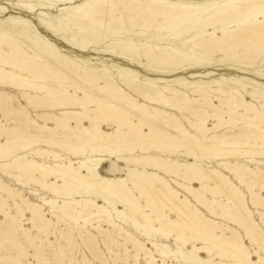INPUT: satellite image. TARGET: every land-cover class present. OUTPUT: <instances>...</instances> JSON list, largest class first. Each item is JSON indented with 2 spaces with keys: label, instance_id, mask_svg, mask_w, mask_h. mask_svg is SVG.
<instances>
[{
  "label": "bare ground",
  "instance_id": "6f19581e",
  "mask_svg": "<svg viewBox=\"0 0 264 264\" xmlns=\"http://www.w3.org/2000/svg\"><path fill=\"white\" fill-rule=\"evenodd\" d=\"M5 1L8 6H19L36 15L51 34L73 27L86 40L102 31L105 36L99 38L101 41L93 38L94 43L111 38L117 42L99 54L123 60L129 67L133 64L145 72L161 68L170 74L193 68L203 71H190L191 82L167 81L152 79L148 73L129 69L128 65L114 64L120 86L108 66L96 68L86 64L90 60L83 62L68 56L40 34L30 20L9 15L10 7L0 5V112L28 129L33 126L35 131L28 136L29 130L21 127L0 128V172L19 182L25 178L45 192L70 200L61 204L46 199L42 205L35 204L0 177V191L4 193L0 196V214L6 219L0 220V264H33L30 259L50 264L42 257L34 238L27 237L29 232L19 220L26 212L31 213L33 228L50 238L57 230L54 227L55 232L52 231L54 224L44 207L62 212L63 217L76 224L86 225L96 218L97 223L113 228L132 245L136 250L135 264H139L140 257L145 264L158 262L153 251L118 226L97 199L138 231L160 235L165 240L174 238L194 261L225 264L226 259L232 264H264V229L234 183L247 187L254 208L264 207L263 197L255 191L259 187L264 192L263 173L238 162L251 158L257 166L264 164V82L254 79H264V0ZM45 1H66L71 6L60 9L66 16L53 23L48 13H37L38 7L47 8ZM139 11L142 16L131 15ZM103 15H112L111 20L101 19ZM139 18L143 19L141 28L137 27ZM62 39L79 50L86 48L76 43V37ZM153 41L159 44L155 49ZM216 55L223 57L217 59ZM215 66L242 76L219 78ZM174 83L194 89L193 97L173 88L170 84ZM225 84H238L240 90ZM6 88L22 91L26 105ZM210 93L218 105L209 98ZM29 108L37 113V120L31 119ZM55 108H61L60 117L38 113L39 109ZM110 123L115 129L104 130V125ZM58 131L62 132L61 137L57 136ZM34 147L33 158L21 155V150ZM54 149L67 150L85 160L59 163L61 156ZM136 150L145 154L137 155ZM176 155L191 161L173 160ZM35 158L53 159V164ZM209 159L217 162L216 167L206 164ZM108 161L112 170L124 164L126 176H104L100 169ZM159 173L175 178L174 183L185 194ZM220 198L224 200L219 201ZM8 200L14 201L13 206ZM166 207L178 219H171L164 212ZM258 214L264 223V212ZM218 217L244 231L257 260L240 232L213 220ZM96 228L99 230L100 225ZM225 231H230L231 236ZM59 232L68 240L63 230ZM102 233L109 235V230L103 229ZM21 234L26 236L28 247L20 240ZM158 242L150 244L161 256L162 264H169V258L172 264L177 262L176 252ZM29 248L34 249V254L29 253ZM60 250L65 255V248ZM203 254L212 255V259L202 258ZM218 258L221 263H214Z\"/></svg>",
  "mask_w": 264,
  "mask_h": 264
},
{
  "label": "rangeland",
  "instance_id": "374dc122",
  "mask_svg": "<svg viewBox=\"0 0 264 264\" xmlns=\"http://www.w3.org/2000/svg\"><path fill=\"white\" fill-rule=\"evenodd\" d=\"M14 2H16V1H14ZM33 2L36 4H39V2H37V1H33ZM65 2H61V3L56 2V4H55V1H53V2L52 1H49V2L45 1L48 9L38 7V9L39 8L40 9L37 13H39L41 11L48 13L50 15V18H51V19H49L50 22L54 23L57 20L61 21L62 18L64 16H66V14H65L66 12L60 11V9L71 6L69 4V2H66V3ZM45 3H43V4H45ZM77 3H79V2H77ZM0 5L10 7L9 15L20 16L26 20H30L35 25V29L38 30L40 34L47 37L49 39V41H51L52 44L56 45L63 53H66L68 56L73 57V58H77V60H81L83 62L84 61L87 62L88 60H90L86 64L91 65V66L96 67V68H99L101 66H104V67L108 66L107 68L109 69L110 75L112 76V78L114 79L115 82H118V80H119V74H118L119 71L115 70L113 68V65L118 64L121 66H127L129 64L123 60H116L115 58H112L109 55H103L102 56V54H99L98 51H100L102 49H106L108 46H110V45L112 46V43L117 42L116 39L111 38V39L103 40V42H100L101 44L96 43V42L94 43L93 38L96 40L97 39L99 40V38L105 36V34L102 31H100V32L97 31L92 36H89V38L86 40L83 39L81 36H79L76 33V31L73 29V27H69V30H66V31H63L60 29L61 31L59 34H51L49 31H47L45 26L38 21L36 15L29 14V13H26L25 11H22L21 7H19V6H8L7 1H5V0H0ZM141 14L143 15V13L141 11H139L136 13H132L131 15L132 16H137V15L142 16ZM112 15L117 16V17L121 16L119 14H112ZM112 15L111 16L110 15H103L101 17V19L111 20ZM3 19L5 20V18H3ZM137 21H138L137 27L141 28L142 23H143V19L139 18ZM159 21L162 22V19L160 18ZM112 26L114 27V25H112ZM154 27L156 28L155 24H154L153 28ZM62 36H66L69 39L71 38V36L76 37V40H75V41H77L76 43L81 44L83 46H86L87 49L85 48V50H79V49H77V47L75 48V47L71 46L70 41L63 40ZM99 41H101V40H99ZM155 41H153L151 43L153 48H154V46L159 45V44H156ZM141 42H143V41H141ZM77 46H79V45H77ZM215 57H217V59H219L223 56L222 55H216ZM110 64H111V66H110ZM130 64H132V63H130ZM255 65L257 67H259L261 64L259 62H257ZM130 66L131 67H129V65H128L127 67L129 69L137 68L133 64ZM165 69H166V67H165ZM197 69H198V71H196ZM213 69L217 70L216 73L219 74V76H217V77H219V78L222 77V79L230 77V76L236 77L237 75H239L238 73H235L233 71H226L224 68H221V67L218 68L215 66ZM221 69H223V70H221ZM136 70H139L140 72H143V73L145 72L143 70L141 71L140 68H137ZM163 70L161 68L158 71H157V69H154V70H151L148 72L146 71L144 74L148 73L147 76L152 78V79L162 78V79H165L167 81L183 80V81L191 82V81H193V79L190 78V76H191L190 71H193L196 73L197 72L200 73L203 71L200 68H193V69L185 71V72L179 71L177 73H171L170 74V73H164ZM168 70L166 69L165 72H167ZM239 76H242V75H239ZM250 78H254V77L251 76ZM254 79L261 80L262 82H264V79H262L261 77H257ZM118 84L120 86H122L119 82H118ZM246 84H248V83H246ZM158 85L164 86L166 84L159 83ZM170 85H172L173 88L181 90V91L189 94V96L193 97L192 91L194 89H192V88L189 89L187 87L186 88L181 87L179 83H174V84H170ZM225 85H228L227 87L230 86L236 90H240V86L238 84H235V85L234 84H225ZM6 90H7V88H6ZM7 91L17 95L18 97H20L22 99L24 105H26V102L23 100V97H22L23 96L22 91L10 89V88H8ZM210 95L211 96H209V98L216 101L215 95L212 93H210ZM140 100L143 102L142 99H140ZM247 100L251 101L249 98H247ZM216 104L218 105L219 103L216 101ZM29 110L31 112V115H30L31 119L37 120V118H36L37 113L34 112L31 108H29ZM60 111H61V108H55L54 110H52V109H39L38 113H51V114H55V115L60 117V115H59ZM175 113H177V112H175ZM177 114L179 115V113H177ZM187 116H189V115H187ZM14 122L17 123L16 121L11 120V118L8 117L7 114H3L0 112V126H1L0 128L18 129L19 127H21L22 130H24V131L29 130V132L27 133L28 136H32L35 134V131L32 129L33 128L32 125H30L32 127L28 129L27 126H24V125L22 126L19 123L15 124ZM39 123L44 124L40 120H39ZM211 124H212V122H209V125H211ZM49 125L52 127L54 126L53 124H49ZM113 125L114 124H112V123L107 124V125L105 124L104 130H106V131L114 130L115 125H114V127H113ZM237 128L235 127V130H236V132H239V130H237ZM127 132H130V131H128V128H127ZM56 134L59 137L62 136L61 131L56 132ZM22 135L23 134H18L16 136H22ZM40 148L48 149L47 146H40ZM34 149H36V147L31 148V149L21 150L20 153H21V155L25 156L26 158L31 159V158H33L32 152ZM50 150H53V149H50ZM54 150L60 154L61 158L59 159L60 161H58V162L62 163V164L63 163L66 164L70 161L73 163H78V162H81V160L82 161L85 160L82 156L74 155L73 153L68 152L67 150H63V149H54ZM135 153L137 155H142V154L144 155L145 154V153H142L138 150H136ZM151 153L157 154L156 152H151ZM94 158H97V157H94ZM105 158L109 159L110 157L106 156ZM35 159L39 162H46V164H53V159H49V158H44V159L35 158ZM113 159L115 160L116 157H113ZM173 160H177L179 162H190L191 161L189 158H186V157L180 156V155H176L175 157H173ZM252 160L253 159H251V158H246V159L238 160V162L244 163V164L248 165L249 167H251L252 169L258 168L263 173L262 175L264 177V164L257 166L254 163H252ZM206 164L210 165L212 167H216L217 162L212 160V159H209L206 161ZM100 172L104 176H111L112 174H114V176H119V175L120 176H126V166L124 164H119L115 170H112V163L108 161L107 163H105L101 167ZM159 174L162 177H164L167 181H172V182H170L172 187H174L176 190L185 194L174 183L173 179H175V178L168 176L166 174H163V173H159ZM0 177L3 180V182L5 184H7L11 189H13L17 193H21L24 197L28 198L30 201H32L35 204L42 205L43 201L46 199L47 200H55L61 204L63 202H69L70 201L68 199L66 200V199L57 197L52 192H49V191L45 192L46 190H43V188L40 185L34 184L32 182L29 183V181L26 180L25 178H23L22 181L19 182L15 178H11L10 176H7L1 172H0ZM234 183L243 192L246 202H248L249 206L251 207L254 218L258 222L259 226L264 229V223L262 221L260 214H258V211L264 212V207H261V209L260 208L259 209L254 208L253 205L251 204V198H250L251 196L249 194V191L246 189L247 187L239 184L237 181H234ZM194 185L196 188L200 187L197 184H194ZM255 191L257 193L260 192L261 196L264 199V192H262L259 189V187H257L255 189ZM0 196H4V193L1 191H0ZM209 198L213 201V198H211V196H209ZM142 200H141V203L143 205H145V200L144 199H142ZM221 200H224V199L220 198L219 201H221ZM97 201L99 202L100 205H102L103 207L107 208L110 211L112 218L114 219L115 223L118 226L123 228L124 231L128 232L132 237L136 238L138 241L145 244L147 248H149L150 250L153 251L154 256L157 258V260H159L155 264H162V262L160 261L161 256L159 255V253L155 250V248L153 249V247L150 244L153 241H157V242L159 241L158 243L162 244V245L166 244V246H168V248L171 249L172 252H174V253L176 252L177 262L174 261V264H203V263H200L196 259L194 261V258L190 257V255H188L186 250L180 249L179 245L174 240V238H170V239L168 238L167 240H165L166 238L162 237L160 235H157V236L154 234L146 235L144 231H138L136 228L131 226V224L128 221L117 216V214L115 212H113V208L109 207V205H107L105 202H103L102 200H99V199H97ZM8 203L13 206L14 201L8 200ZM224 203L225 202H223V204ZM194 204L198 205L195 202H194ZM12 208H14V207H12ZM216 208H218V209H216V212L219 213L220 208L218 206ZM119 209L123 210V207H120ZM150 211L151 210L148 209L149 213H150ZM13 212L15 213V210H13ZM44 212L46 213V216L48 217V219H50L52 221V223L54 224L51 228L52 231L55 232V230H54L55 228L57 230V232L54 233L53 235H51L50 238H48V239H46V236L44 234H42V233L40 234V232H37L38 230L33 228V225L31 223V218H32L31 213L26 212L24 217H19V220H21L22 224L24 225V228H26L27 231L29 232L28 233L29 235H27V237L34 238V241H35L34 243H36L40 246V253H41L42 257L48 259L50 264H69V263H72V264H78V263L79 264H135L136 261L134 260L133 256L136 254V250L132 248V245H130V243H127L123 238L119 237L117 235V233L113 230V228L109 227L108 225H106L104 223H101V224L97 223L96 218H93V220H91L86 225L83 222L76 224L71 219L67 218L66 216L63 217L64 215L62 212L52 210L49 207H44ZM164 212L167 213V215L170 216L171 219H173V220H176V218L178 219L177 214L171 212L169 210V208L167 209V207H166L164 209ZM205 214L207 215V217L212 218L207 212H205ZM0 220L1 221L6 220L4 217V214H2V213L0 214ZM213 220L238 230L240 232V234L244 237L245 243H246L247 247L249 248V251L253 254L254 259L257 260V255L254 252L255 248L250 244V241L246 238L243 230L239 229L238 226L233 225L232 223H230L228 220H226L224 218L218 217L216 219L214 218ZM99 225H100V229L98 230L96 227H98ZM78 228L80 230H78ZM103 229L109 230V235L102 233ZM61 230H63V235L66 234L68 236V238H67L68 240H65L62 237V234L59 232ZM225 233L227 236H231L230 231H225ZM59 234H61V235H59ZM19 237H20V240L22 241V243L28 247L29 245H28V242H26L27 241L26 236L21 234V235H19ZM61 238H63V239H61ZM49 240L52 241V244L49 243ZM110 240L111 241L116 240L118 243L116 245H112ZM61 247L65 248V250H66L65 255L61 252V250H60ZM191 247H192V245L189 246V249H191ZM29 251H30L29 253H31V254H34V252H35L34 249H32V248L31 249L29 248ZM179 252H181V253H179ZM5 254H8V252H5ZM213 254H215V252ZM202 258L212 259V255L209 256L207 254H203ZM30 260L33 262V264H39L38 261H36L34 259H30ZM25 262L26 261H24L23 263H25ZM138 262H139V264L140 263L145 264L144 261L141 260V257H140ZM167 262L169 264H172V259H170V258L167 259ZM213 262L214 263H219V262L221 263V260L218 258V259L214 260ZM223 262L225 264H232V262H230L229 260H226V259L223 260Z\"/></svg>",
  "mask_w": 264,
  "mask_h": 264
}]
</instances>
